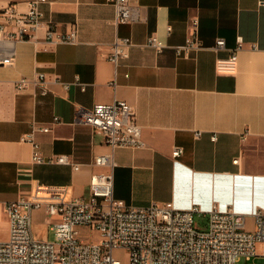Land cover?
Returning a JSON list of instances; mask_svg holds the SVG:
<instances>
[{
  "label": "crops",
  "instance_id": "1",
  "mask_svg": "<svg viewBox=\"0 0 264 264\" xmlns=\"http://www.w3.org/2000/svg\"><path fill=\"white\" fill-rule=\"evenodd\" d=\"M25 1L0 0V8L15 2L24 9ZM137 1L146 19L114 25L109 0H48L41 4L45 23L34 37L17 42L12 64H0V240L9 234L7 201L86 196L91 173L109 170L92 165L96 155L110 151L103 135L74 116L77 106L114 99L134 105L146 142L114 149L115 197L135 206L172 201L179 208L264 210V0ZM193 18L202 48L177 56L173 45L192 32ZM49 24L57 32L76 27L77 43L49 42ZM153 33L168 44L160 53L140 45ZM116 36L135 43L117 66L107 58ZM217 37L225 38L227 49L212 48ZM239 37L244 47L234 72L218 73L216 58L227 56ZM39 72L46 93L34 83L17 88L20 77ZM54 116L61 122L54 123ZM33 123L51 125L35 133L45 156L68 154L80 169L32 162V146L20 138ZM175 146L184 148L177 158L171 156ZM55 218L43 208L33 210L36 239L48 240ZM253 226L246 216V227ZM253 262L264 264V256Z\"/></svg>",
  "mask_w": 264,
  "mask_h": 264
},
{
  "label": "built area",
  "instance_id": "2",
  "mask_svg": "<svg viewBox=\"0 0 264 264\" xmlns=\"http://www.w3.org/2000/svg\"><path fill=\"white\" fill-rule=\"evenodd\" d=\"M48 0H27L20 9L15 2L0 8V64H12L16 58L17 42L34 37L36 30L45 22L41 4ZM115 6L113 24L144 21L146 12L137 0H109ZM192 32L184 42L173 45L177 56L188 57L202 48L197 33L198 18L191 20ZM172 26H166L167 34ZM49 42L77 43V28L57 32L49 24L46 32ZM135 43L130 36H116L111 43L107 58L115 66L129 54ZM141 46L151 47L160 53L168 46L159 34L149 35ZM244 47L241 37L227 56H218L215 69L218 73H233L238 51ZM252 47H255L253 44ZM212 48L227 49L223 37H217ZM125 75H128L127 73ZM29 83L47 92L45 74L36 77L22 76L17 82L21 89ZM81 89L85 84L79 82ZM65 87L69 82L64 83ZM54 123L61 122L54 116ZM74 122L87 124L93 132L101 133L110 151L96 155L92 165L109 168L108 171L91 173L86 196H73L66 200H33L17 198L4 204L9 222V234L0 240V264H237L242 258L245 264H254L257 256H264V210L251 213L236 211L232 206L221 209L212 204L203 209L197 204L179 208L172 201L152 202L147 206L127 204L114 196L113 167L114 149L117 147L141 148L146 145L135 107L123 99L97 102L91 107L77 106ZM50 124L33 123L31 129L21 135V140L32 146L31 160L35 163L68 164L73 170L81 163L68 154L45 156L35 138L37 131L47 132ZM216 134L211 139H216ZM182 146H175L173 158L183 153ZM235 158L234 161H237ZM43 208L50 216L54 240L36 239L32 230V212ZM207 217L203 226L195 216ZM254 220L253 228L246 227V216ZM85 227L86 232L81 228ZM97 232L100 240L94 241ZM125 249L127 261L115 257V249Z\"/></svg>",
  "mask_w": 264,
  "mask_h": 264
},
{
  "label": "rangeland",
  "instance_id": "3",
  "mask_svg": "<svg viewBox=\"0 0 264 264\" xmlns=\"http://www.w3.org/2000/svg\"><path fill=\"white\" fill-rule=\"evenodd\" d=\"M195 220L199 223H201L203 226L205 225V223L207 222V217L205 216H195ZM250 229V228H249ZM84 233L86 232V229H83ZM92 239L94 241H99L100 240V237L98 235L97 232H93L92 234ZM55 239V236H54V232H53V229L51 228L49 230V237H48V240H54ZM114 255L115 257L119 258L122 262H126L127 261V252L125 249H115L114 250ZM237 264H245V261L244 259L242 258Z\"/></svg>",
  "mask_w": 264,
  "mask_h": 264
}]
</instances>
